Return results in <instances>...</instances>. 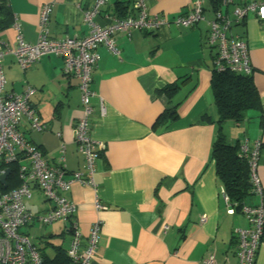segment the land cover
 <instances>
[{
	"label": "crops",
	"instance_id": "1",
	"mask_svg": "<svg viewBox=\"0 0 264 264\" xmlns=\"http://www.w3.org/2000/svg\"><path fill=\"white\" fill-rule=\"evenodd\" d=\"M7 1L14 22L0 30L5 44L15 45L19 34L26 42L37 41L39 13L45 3L52 4L50 37L81 38L88 33L81 10L92 0ZM135 2L108 0L96 22L105 25L115 15H137ZM244 2L235 0L234 4ZM121 3L126 8L123 14L117 12ZM145 3L150 13L174 16L191 8L190 0ZM219 4V0H204L205 19L194 26L172 24L120 32L116 36L118 54L104 45L97 48L90 135L105 148L96 161V190L76 182L68 194L77 205L75 218L83 245L91 225L101 222L97 252L90 264H206L211 256L212 264H239L236 230L250 228L251 222L242 209L225 200L211 155L218 118L211 87L217 50L206 44V35ZM233 8L229 5L223 11L232 16ZM230 31L247 41L264 108V21L250 13ZM2 64L5 94H19L27 85L37 88L31 102L43 129H32L24 116L19 129L25 139L53 165L65 144L64 168L83 170L84 159L72 132L83 114L79 80L64 71L63 60L56 55L42 56L26 70L13 55H6ZM166 85L177 88L168 93L163 89ZM176 104L177 119L164 123L160 115ZM223 129L233 145L240 146L246 138L262 139L257 174L263 194H252L244 205L264 204V111L251 110L243 122L228 120ZM58 132L62 135L57 136ZM25 162L21 157L10 167ZM24 202L34 214L52 206L36 186ZM66 227L62 220L45 226L30 222L20 232L34 242L45 264H69L65 259L71 233ZM256 264H264V235Z\"/></svg>",
	"mask_w": 264,
	"mask_h": 264
},
{
	"label": "built area",
	"instance_id": "2",
	"mask_svg": "<svg viewBox=\"0 0 264 264\" xmlns=\"http://www.w3.org/2000/svg\"><path fill=\"white\" fill-rule=\"evenodd\" d=\"M107 1L92 0L90 5L82 8L84 20L89 28L84 37L63 39L50 37L48 23L52 4L45 3L40 9L39 36L35 43L26 42L21 34L13 46L5 44L0 39V174L11 168L10 166L21 157L26 158V162L20 164L17 170L20 184L9 189L0 188V264H44L40 250L28 236L20 232V229L30 222L45 226L59 220L66 223V228L71 233V242L67 250L69 264L91 263L100 240L101 222L96 221L91 225L86 243L83 245L84 236L77 227L75 218L77 205L68 194L76 182L96 190V161L101 149L105 148L101 141L90 135V118L94 113L92 98L96 95L91 83L99 60L97 48L104 45L111 52L118 54L116 36L120 32L130 33L137 29L149 31L172 24L194 26L205 19L204 0H190V10L177 16L150 13L145 0H136L137 15L125 17L115 15L107 24L101 25L95 18ZM234 2L235 0H220L214 17L208 22L206 44L217 50L214 63L216 72L251 74L253 66L247 41L230 30L234 24L244 21L250 13L264 21V0H245L243 4ZM229 5L234 6L232 16L223 11V8H228ZM6 55H13L23 70L32 67L42 56L56 55L62 58L64 71L79 80L83 114L72 132L84 159L83 170L68 172L64 168L65 144L60 146L57 165H53L40 149L22 135L19 126L24 116L29 118L32 129H43L31 102L37 88L27 85L19 94L4 93L6 76L2 61ZM100 113L105 114L104 104L101 105ZM61 135V132L57 133V136ZM262 145L263 141L260 138L253 141L246 138L239 146L240 155L249 163L254 193L260 195L263 194V187L257 174V167ZM34 186L52 202L50 209L44 213L34 214L24 202L25 198L31 197V189ZM223 194L225 200L229 202V197L224 192ZM97 207H102L99 200ZM241 209L251 222V227L236 230L239 240L238 263L256 264V254L264 235V204L244 205ZM167 227L168 225L165 226ZM213 261L212 256L205 259L206 264H212Z\"/></svg>",
	"mask_w": 264,
	"mask_h": 264
},
{
	"label": "trees",
	"instance_id": "3",
	"mask_svg": "<svg viewBox=\"0 0 264 264\" xmlns=\"http://www.w3.org/2000/svg\"><path fill=\"white\" fill-rule=\"evenodd\" d=\"M213 2H218V0H213ZM125 10L123 3L117 4L119 14H123ZM13 22L14 18L8 9V1L0 0V30L11 26ZM211 87L214 106L218 112L217 135L211 150L212 160L215 163L217 176L223 186V192L229 197L231 204L237 210H240L246 200L254 194L253 184L250 180V167L247 159L240 155L239 145H233L227 141L223 129L224 123L228 120L236 123L243 122L248 118V113L251 110L263 112L264 108L252 73L243 74L228 71L218 73L214 69ZM176 88L173 85H166L163 89L165 92L170 93L175 91ZM176 106L177 104L166 109L160 115V119L164 123L177 119ZM17 170L18 167L11 168L7 176V187L0 183V188L9 189L20 184ZM66 258L65 261H69L68 256ZM45 262L46 260L43 263L45 264Z\"/></svg>",
	"mask_w": 264,
	"mask_h": 264
},
{
	"label": "water",
	"instance_id": "4",
	"mask_svg": "<svg viewBox=\"0 0 264 264\" xmlns=\"http://www.w3.org/2000/svg\"><path fill=\"white\" fill-rule=\"evenodd\" d=\"M9 172H10V168H7L4 173L0 174L1 183L6 185V178H7L8 174H9Z\"/></svg>",
	"mask_w": 264,
	"mask_h": 264
},
{
	"label": "clouds",
	"instance_id": "5",
	"mask_svg": "<svg viewBox=\"0 0 264 264\" xmlns=\"http://www.w3.org/2000/svg\"><path fill=\"white\" fill-rule=\"evenodd\" d=\"M10 170H11V168H10ZM6 180H7V178H6ZM3 184V183H2ZM4 186H6L7 185V183H6V185L5 184H3Z\"/></svg>",
	"mask_w": 264,
	"mask_h": 264
},
{
	"label": "rangeland",
	"instance_id": "6",
	"mask_svg": "<svg viewBox=\"0 0 264 264\" xmlns=\"http://www.w3.org/2000/svg\"><path fill=\"white\" fill-rule=\"evenodd\" d=\"M250 121H252V118H250Z\"/></svg>",
	"mask_w": 264,
	"mask_h": 264
}]
</instances>
